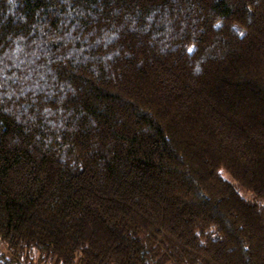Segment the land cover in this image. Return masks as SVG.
<instances>
[{"label": "trees", "instance_id": "16d2710c", "mask_svg": "<svg viewBox=\"0 0 264 264\" xmlns=\"http://www.w3.org/2000/svg\"><path fill=\"white\" fill-rule=\"evenodd\" d=\"M0 245L264 264V0H0Z\"/></svg>", "mask_w": 264, "mask_h": 264}, {"label": "rangeland", "instance_id": "374dc122", "mask_svg": "<svg viewBox=\"0 0 264 264\" xmlns=\"http://www.w3.org/2000/svg\"><path fill=\"white\" fill-rule=\"evenodd\" d=\"M222 176H223V178L228 179V176H227L226 174H223V173H222ZM242 195H243L244 197H247V198L249 197L247 194H242ZM0 249H1V250L3 249V247H1V245H0ZM21 262L23 263L24 261L21 260ZM23 264H28V263L24 262Z\"/></svg>", "mask_w": 264, "mask_h": 264}]
</instances>
